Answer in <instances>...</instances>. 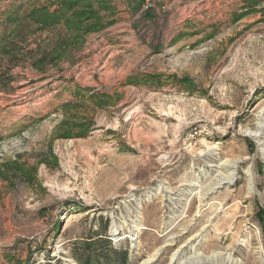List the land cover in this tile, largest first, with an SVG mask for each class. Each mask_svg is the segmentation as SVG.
I'll use <instances>...</instances> for the list:
<instances>
[{
    "label": "rangeland",
    "instance_id": "rangeland-1",
    "mask_svg": "<svg viewBox=\"0 0 264 264\" xmlns=\"http://www.w3.org/2000/svg\"><path fill=\"white\" fill-rule=\"evenodd\" d=\"M56 1L0 0V264H81L87 237L118 251L90 264H264V0L83 39L28 17Z\"/></svg>",
    "mask_w": 264,
    "mask_h": 264
},
{
    "label": "trees",
    "instance_id": "trees-1",
    "mask_svg": "<svg viewBox=\"0 0 264 264\" xmlns=\"http://www.w3.org/2000/svg\"><path fill=\"white\" fill-rule=\"evenodd\" d=\"M56 4L58 5L54 10H50L45 6L32 8L28 12V17L40 29L61 24L63 29L71 34L72 39H83L89 33L100 31L113 23L114 6L112 0H57ZM6 19L15 23L18 21V17L10 14ZM62 43L65 42H60V44ZM10 49L4 48L9 53L11 52ZM93 97L91 96V98ZM75 126H80V130L75 136L83 135L80 133H84L88 128L84 124H75ZM61 135L66 138L74 136L71 129L65 130ZM93 238L95 237H87L83 242L86 247L88 246V251L84 255L81 264H90L92 255L99 257L106 255V252L118 253L112 246L107 245L109 243L106 238ZM102 242L105 244L103 247L100 246ZM123 253L125 259L126 252Z\"/></svg>",
    "mask_w": 264,
    "mask_h": 264
},
{
    "label": "crops",
    "instance_id": "crops-1",
    "mask_svg": "<svg viewBox=\"0 0 264 264\" xmlns=\"http://www.w3.org/2000/svg\"><path fill=\"white\" fill-rule=\"evenodd\" d=\"M115 1L117 0H112V5L114 6V13H115L113 18L115 22L117 20L116 16L118 14H121V12H125V13L132 14V15L139 14V9H141L139 6L140 5L139 0L138 1L137 0H118V1H121L120 3L123 4V5L121 4L122 6H118V4ZM107 27L103 29H106Z\"/></svg>",
    "mask_w": 264,
    "mask_h": 264
},
{
    "label": "built area",
    "instance_id": "built-area-1",
    "mask_svg": "<svg viewBox=\"0 0 264 264\" xmlns=\"http://www.w3.org/2000/svg\"><path fill=\"white\" fill-rule=\"evenodd\" d=\"M140 8L141 10H149L154 5V0H140Z\"/></svg>",
    "mask_w": 264,
    "mask_h": 264
},
{
    "label": "bare ground",
    "instance_id": "bare-ground-1",
    "mask_svg": "<svg viewBox=\"0 0 264 264\" xmlns=\"http://www.w3.org/2000/svg\"><path fill=\"white\" fill-rule=\"evenodd\" d=\"M230 161H231V160H230ZM223 162H224V161H223ZM224 163H227L226 160H225ZM219 165H220V164H219ZM221 166H222V164H221ZM231 166H232V165H231ZM232 176H233V175H232ZM222 179H223V178H222ZM224 179H225V178H224ZM217 181H218V180H217ZM233 181H234V180H233ZM216 183H217V182H216ZM218 184H219V183H218ZM207 190H208V188H207ZM206 194H207V193H206ZM200 197H202V196H200ZM68 220H69V219H68ZM135 225H136V224H135ZM137 226H138V225H137ZM152 257H153V256H152ZM212 257H213V256H212ZM217 257H218V256H217ZM210 258H211V257H210ZM210 258H208V259H210ZM228 258H229V257H228ZM212 259H214V258H212ZM146 260H147V259H146ZM192 260H193V259H192ZM231 260H232V259H231ZM199 261H200V260H199ZM213 261H214V260H213ZM213 261H212V262H213ZM228 261H229V260H228ZM228 261H227V262H228ZM230 262H231V264L233 263L232 261H230ZM210 263H211V262H210ZM214 263H215V262H214ZM223 263H224V262H223ZM212 264H213V263H212Z\"/></svg>",
    "mask_w": 264,
    "mask_h": 264
}]
</instances>
